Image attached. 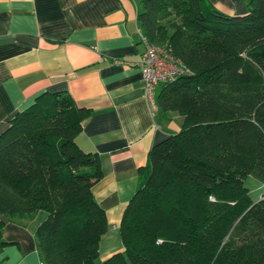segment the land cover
I'll list each match as a JSON object with an SVG mask.
<instances>
[{"label": "trees", "instance_id": "trees-1", "mask_svg": "<svg viewBox=\"0 0 264 264\" xmlns=\"http://www.w3.org/2000/svg\"><path fill=\"white\" fill-rule=\"evenodd\" d=\"M231 14L210 0H140L141 32L190 68L155 90L161 117L182 116L138 169L123 248L103 264H264V0ZM157 86V87H158ZM91 108L43 91L0 134V213L48 216L35 232L43 264H97L109 222L93 186L101 157L76 142ZM0 218V252L4 239Z\"/></svg>", "mask_w": 264, "mask_h": 264}, {"label": "crops", "instance_id": "crops-1", "mask_svg": "<svg viewBox=\"0 0 264 264\" xmlns=\"http://www.w3.org/2000/svg\"><path fill=\"white\" fill-rule=\"evenodd\" d=\"M231 14L248 12L247 0H210ZM140 0H0V134L10 118L43 91L66 90L91 108L76 142L101 157L102 178L93 192L107 213L102 263L123 248L120 224L151 146L182 124L180 114L161 117L143 92L140 56L146 44L138 22ZM159 88V86L157 87ZM252 199L264 181L250 175ZM48 216L4 221L0 264H43L35 232Z\"/></svg>", "mask_w": 264, "mask_h": 264}, {"label": "built area", "instance_id": "built-area-1", "mask_svg": "<svg viewBox=\"0 0 264 264\" xmlns=\"http://www.w3.org/2000/svg\"><path fill=\"white\" fill-rule=\"evenodd\" d=\"M146 44L140 56V65L143 71V92L151 107H156L155 90L160 82L173 80L176 77L190 72V68L181 59L174 55L170 47L150 41L141 32ZM264 197V194L263 196Z\"/></svg>", "mask_w": 264, "mask_h": 264}, {"label": "rangeland", "instance_id": "rangeland-1", "mask_svg": "<svg viewBox=\"0 0 264 264\" xmlns=\"http://www.w3.org/2000/svg\"><path fill=\"white\" fill-rule=\"evenodd\" d=\"M182 117V116H181ZM256 201V200H255ZM97 264H103L100 260L97 261Z\"/></svg>", "mask_w": 264, "mask_h": 264}, {"label": "water", "instance_id": "water-1", "mask_svg": "<svg viewBox=\"0 0 264 264\" xmlns=\"http://www.w3.org/2000/svg\"><path fill=\"white\" fill-rule=\"evenodd\" d=\"M256 201H254V203H255Z\"/></svg>", "mask_w": 264, "mask_h": 264}]
</instances>
